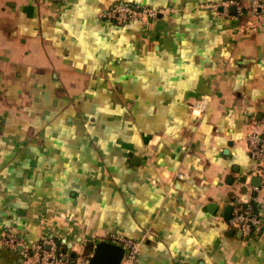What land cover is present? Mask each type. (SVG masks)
Listing matches in <instances>:
<instances>
[{
    "label": "crops",
    "instance_id": "crops-1",
    "mask_svg": "<svg viewBox=\"0 0 264 264\" xmlns=\"http://www.w3.org/2000/svg\"><path fill=\"white\" fill-rule=\"evenodd\" d=\"M221 1L0 0V264H19L8 234L68 262L117 236L137 264H264L246 145L264 137V14L250 30L205 8ZM115 4L166 11L117 27L97 17ZM237 196L260 219L248 240L227 226Z\"/></svg>",
    "mask_w": 264,
    "mask_h": 264
},
{
    "label": "built area",
    "instance_id": "built-area-1",
    "mask_svg": "<svg viewBox=\"0 0 264 264\" xmlns=\"http://www.w3.org/2000/svg\"><path fill=\"white\" fill-rule=\"evenodd\" d=\"M212 11H218L225 18H241L248 15L247 22L250 30L255 28V23L260 15L264 14V0H253L251 4L244 7L235 0H222L217 4L206 5ZM234 10V15L230 10ZM148 6H133L126 4H115L111 8L101 11L97 17L117 27H123L131 23L146 24L156 19L158 14L165 12ZM200 107L194 111H198ZM246 145L249 155L254 162L252 175L258 177L260 182L264 181V137L254 131H249L246 136ZM252 198L242 199L234 197L231 201L232 214L227 221L231 230L240 233L246 240L250 239L260 229V219L252 206ZM114 243L118 244L124 251V264H137L139 257V243L122 237H113ZM1 246L10 251L17 252L19 264H89V257L78 255L71 262L66 261L58 252L56 244L48 239L35 245L29 246L14 235H6L1 239Z\"/></svg>",
    "mask_w": 264,
    "mask_h": 264
},
{
    "label": "water",
    "instance_id": "water-1",
    "mask_svg": "<svg viewBox=\"0 0 264 264\" xmlns=\"http://www.w3.org/2000/svg\"><path fill=\"white\" fill-rule=\"evenodd\" d=\"M252 182H255V186L259 187L260 179L253 178ZM233 207H227L226 214L228 216V212H232ZM230 217V216H229ZM229 219V218H228ZM234 232V231H233ZM237 234L241 237L240 233ZM105 256L106 260L102 261V258ZM124 256L123 249L111 243L100 242L94 246L92 256L89 260V264H121V260Z\"/></svg>",
    "mask_w": 264,
    "mask_h": 264
}]
</instances>
